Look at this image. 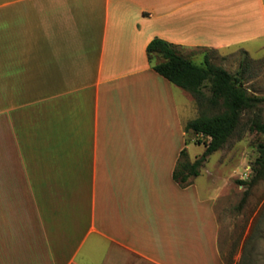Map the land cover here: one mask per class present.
Returning a JSON list of instances; mask_svg holds the SVG:
<instances>
[{
  "label": "crops",
  "instance_id": "1",
  "mask_svg": "<svg viewBox=\"0 0 264 264\" xmlns=\"http://www.w3.org/2000/svg\"><path fill=\"white\" fill-rule=\"evenodd\" d=\"M155 38L248 52L264 0H0V264H225L218 172L172 176L205 146Z\"/></svg>",
  "mask_w": 264,
  "mask_h": 264
},
{
  "label": "rangeland",
  "instance_id": "2",
  "mask_svg": "<svg viewBox=\"0 0 264 264\" xmlns=\"http://www.w3.org/2000/svg\"><path fill=\"white\" fill-rule=\"evenodd\" d=\"M264 40L250 44L248 52L233 50L230 52L195 49L183 52V56L196 65H204L205 59L231 74L238 70L242 72V85L249 94L264 98ZM181 90V89H180ZM209 96V89H203ZM198 116L219 114L222 108L209 106L206 102L198 105L188 94ZM264 121V102L258 107L245 110L240 117V123L227 143L213 154L207 163L203 164L208 174L213 173L220 178L222 192L216 203V215L219 221V249L223 261L232 264H264V178L248 190L246 201L238 207L245 193V186L239 181H250L254 175V161L259 156L257 147L264 144V133L251 130V123ZM188 138L194 143L203 144L201 136L188 132ZM204 145V144H203ZM192 152H203L202 145H192ZM202 169L200 168V171ZM205 172H203L204 174Z\"/></svg>",
  "mask_w": 264,
  "mask_h": 264
},
{
  "label": "trees",
  "instance_id": "3",
  "mask_svg": "<svg viewBox=\"0 0 264 264\" xmlns=\"http://www.w3.org/2000/svg\"><path fill=\"white\" fill-rule=\"evenodd\" d=\"M146 52L150 61L153 57L161 59L152 67L153 70L173 85L187 91L198 105L202 106L206 102L209 106L219 105L222 108L219 114H201L184 126L186 132L192 131L196 136L205 139V150L194 162L188 160L185 150L180 153L172 176L184 187L190 183L192 177L199 175L207 157L221 149L233 136L242 112L258 107L264 102V98L249 94L243 87L241 70L231 74L207 59L204 65H196L184 57L173 44L158 38L149 42ZM206 87L209 89V96H205L203 92ZM250 127L258 133H264V121L252 122ZM198 143L202 142L198 140ZM257 151L259 156L254 161L253 177L248 182L239 181L240 185L246 187L238 206L240 209L246 201L248 189L264 178V144H259ZM224 263L232 264L231 260H224Z\"/></svg>",
  "mask_w": 264,
  "mask_h": 264
}]
</instances>
